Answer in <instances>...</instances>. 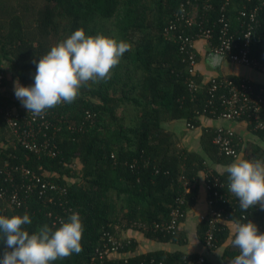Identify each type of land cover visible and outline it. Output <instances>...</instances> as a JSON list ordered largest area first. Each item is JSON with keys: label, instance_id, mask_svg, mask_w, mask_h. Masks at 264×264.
<instances>
[{"label": "trees", "instance_id": "1", "mask_svg": "<svg viewBox=\"0 0 264 264\" xmlns=\"http://www.w3.org/2000/svg\"><path fill=\"white\" fill-rule=\"evenodd\" d=\"M184 1L16 0L19 7L9 13L5 23L0 20L2 110L15 106L23 111L14 96L5 93L6 88L17 81L25 87L34 84L36 66L32 61L38 62L52 46L75 30L83 28L86 35L105 36H109L111 30L116 31L118 36L113 35V38L130 45L109 80L89 82L73 103H61L48 110L53 125L61 128L56 138H51L54 130L48 133L51 142L58 141L60 152L56 157L47 151L35 154L17 144L3 118L4 111L0 113V189L7 190L5 199L13 190H17L21 198L27 196L21 208L11 210L0 198V215L10 218L29 214L32 223L25 227L30 234L45 223L54 225L57 216L67 221L69 215L78 212L82 219L81 251L51 264H98L100 252L110 247L109 235L118 237L116 227L129 228L122 225L129 220L168 222L178 197H184L181 209L187 212L188 206L196 203L199 184L186 193L179 177L197 181L201 172L206 173V182L220 179L224 184L220 192L237 202L232 208L221 205L226 207L225 221L240 220L246 215L264 233V211L258 206L242 211L238 198L228 192V174H218L206 162L207 157L222 165L235 160L219 153L213 143L215 130L207 129L202 135L204 158L186 149L176 150L172 134L162 127L165 121L181 119L199 127L197 112H202L206 99V85L198 93L189 91L184 56L178 43L167 40L163 34L170 15ZM211 4L213 9L207 18L213 22L220 15L223 0H211ZM255 4L256 0H230L227 7L226 15L231 20L239 48L243 46V36L242 27L238 29V12L245 5L251 8ZM31 15L35 17L37 31L27 26L26 21ZM259 20L250 56L264 62V6ZM36 36L41 41H36ZM214 36L216 38L217 30ZM212 45H216V40ZM200 77L199 74L196 77L198 84L203 81ZM235 77L231 78L237 81ZM257 133L264 135V132ZM9 139L11 144H2L3 140ZM257 152L259 149L253 151L255 156ZM5 164L11 171V181L5 180ZM132 164H135L134 168H130ZM22 167L45 175L44 181L67 187L66 198L61 200L55 196L49 202V190L42 195L41 187L27 191L21 176ZM206 229L205 218L197 227L203 244ZM144 234L153 240L184 243L180 229L174 235L161 231ZM229 235V229L220 226L215 233L216 245L221 246ZM125 243L120 249L122 252L133 246L132 241ZM2 248L0 244V250ZM238 254V249L230 245L224 250L223 258L230 264ZM184 256L196 257L198 254L155 251L128 260L135 264L155 258L178 264ZM104 264H123V260H106Z\"/></svg>", "mask_w": 264, "mask_h": 264}, {"label": "built area", "instance_id": "2", "mask_svg": "<svg viewBox=\"0 0 264 264\" xmlns=\"http://www.w3.org/2000/svg\"><path fill=\"white\" fill-rule=\"evenodd\" d=\"M256 1L257 4L253 7L248 8L245 5L238 12V29L240 30V26L242 27V48H239V45L236 43V35L232 32L231 20L226 15L230 0H223L220 15L213 22L207 18L208 13L213 9L211 0H185L181 3L179 9L170 15L163 34L167 40H174L178 43L179 51L184 56L183 61L186 63L189 91L193 94L198 93L202 91L203 85H206V99L204 100L203 110L202 112H197L199 118L206 116L225 121L243 120L254 131L264 132V85H258L247 79L235 81L229 76H214L205 83L202 81L201 84H198L196 80L199 74V60L195 43L199 39H205L206 41L216 40V45L214 46L215 53L228 58L232 63L250 67L264 74V62L250 56L252 44L256 41L257 30L260 25L259 16L264 6V0ZM216 30L217 36L215 38ZM1 78L0 76V80ZM2 91L3 88L0 86V92ZM21 109L23 111H20L15 106L5 110L0 109V113L4 111L3 118L11 130L16 143L35 154L47 151L49 155L56 157L60 152L58 148L59 144L58 141L55 143L51 142V138H56L61 128L53 125L49 118L50 112L47 110L46 114L40 118L33 117L22 105ZM187 128L194 129L195 127L187 122ZM70 129V131H73L74 128L70 127ZM51 130H54V133L50 138L48 133ZM215 133L213 143L217 145L221 155L233 158L239 156L240 139L232 129L217 127ZM147 162L145 163L147 164ZM4 166L6 167L4 171V176L6 175L5 180L9 179L11 181L13 178H11V171L7 170L8 164ZM134 167L135 164L130 165V168ZM16 170L19 169L16 168ZM21 176L24 179L27 191H33L35 188L41 187L40 194L42 195L49 190V202H52L55 196L61 200L67 196V187L44 181L45 175H37L30 169L22 167ZM47 176H51V174ZM179 179L186 193L196 185V180L186 179L182 175ZM223 185L218 178L207 182L209 213L207 229L204 233V245L208 250H213L217 247L215 233L220 230V226H222L221 222L227 218L225 215L226 207L221 205L227 204L228 208H232L237 203L231 201L232 199L227 194L220 192V188ZM3 189H0V198L4 199L9 208L18 209L24 205L27 196L21 198L19 192L13 190L5 199L7 190ZM184 203V197L176 198L175 204L171 208V218L168 222L160 223L159 221H152L148 223L142 220H129L127 222L124 221L122 225L141 232L161 231L174 235L179 231L180 225L183 222L182 220L187 214L185 210L181 209ZM64 212L67 213L66 210ZM60 219L62 217H55L54 224L58 225ZM116 229H122V226H118ZM109 239L111 241L110 247L100 252L98 264H104L106 260L115 259L113 255L120 252V249L124 247L118 237L109 235ZM121 260H123V264H130L128 258ZM135 264L168 263L165 260L150 258L149 260H142ZM178 264H207V260L204 255L196 257L184 256Z\"/></svg>", "mask_w": 264, "mask_h": 264}, {"label": "clouds", "instance_id": "3", "mask_svg": "<svg viewBox=\"0 0 264 264\" xmlns=\"http://www.w3.org/2000/svg\"><path fill=\"white\" fill-rule=\"evenodd\" d=\"M129 50L130 45L123 40L86 35L83 28L75 30L38 62L32 61L36 66L34 84L25 87L17 81L15 97L33 117L42 118L61 103H73L89 82L109 80ZM225 171L228 192L238 198L241 210L259 206L264 211V159L236 156ZM229 222L234 226L231 245L239 251L230 264H264V233L246 215ZM31 223L27 213L10 218L0 215V264H51L81 251L84 229L78 212L69 215L67 221L60 219L59 227L45 223L32 234L25 227Z\"/></svg>", "mask_w": 264, "mask_h": 264}, {"label": "crops", "instance_id": "4", "mask_svg": "<svg viewBox=\"0 0 264 264\" xmlns=\"http://www.w3.org/2000/svg\"><path fill=\"white\" fill-rule=\"evenodd\" d=\"M212 43L213 41H206L205 39H199L195 43L199 58L198 72L204 83L214 76H236L235 78L238 79H247L258 85H264V74L259 71L249 69V71L245 70L243 73L238 74L230 70L227 63L231 61H229L228 58L223 57L218 61L216 57L213 56L214 45H212ZM6 92L9 95H15L13 94L14 90L9 86L6 88L5 93ZM162 127L172 134L174 146H178V148L182 150L186 149L189 152H195L204 158H206V155L201 143L204 131L207 129L215 130L217 127L230 128L240 139V158L248 160L264 159V135L251 129L243 120L225 121L203 116L200 118V126L194 129H188L187 121L184 119L165 121L162 123ZM3 141L2 144H11L10 139ZM255 149H259L256 156L253 153ZM206 162L211 170L216 171L220 175L226 174L225 166L227 165L214 163L208 157L206 158ZM205 176L206 173H200L196 181V184H199L196 203L188 206L186 219L180 226V235L184 241L183 244L175 241L162 242L153 240L146 237L144 232L139 230L122 228L119 229L117 233L120 242L126 244L125 241H128V243L132 241L133 246H131V249L128 251L115 253L113 257L116 260H121L125 258H134L148 252L168 251L173 253L179 251L185 254L194 253L204 255L209 264H227L223 258V253L224 250L231 245V240L234 238V226L232 223L229 221L221 222L222 226H226L229 229L230 235L221 246H217L213 250H208L198 237L197 227L205 218L207 227L209 213L208 190ZM191 189H189L187 193L191 192Z\"/></svg>", "mask_w": 264, "mask_h": 264}, {"label": "rangeland", "instance_id": "5", "mask_svg": "<svg viewBox=\"0 0 264 264\" xmlns=\"http://www.w3.org/2000/svg\"><path fill=\"white\" fill-rule=\"evenodd\" d=\"M21 4H22V2L20 3V6H21ZM18 7L19 6H16V0H12V2H10L8 0H0V20H2L3 23H5L8 20L9 13H12L14 11V9H16ZM26 22H27V26L29 25L32 28V30H34V31L38 30L37 24H36V21H35V17H33L31 15L30 18H28ZM109 28L111 29V26ZM113 35L116 36V37L118 36L116 31H112L111 30V32L109 34V37H113ZM36 39H37L36 41H41V39L39 37H37V36H36ZM227 64L230 67V70L232 72H236L238 74L243 73V71H245V70L249 71V69H252L250 67H247V66H244V65H241V64H237V63L229 62ZM10 88L12 90H14V85L12 84L10 86ZM14 98L16 99L15 101L20 103V101L15 97V95H14ZM174 148L176 150H181L180 148H178V146H176V147L174 146ZM8 209L11 210V208H9V207H8Z\"/></svg>", "mask_w": 264, "mask_h": 264}, {"label": "water", "instance_id": "6", "mask_svg": "<svg viewBox=\"0 0 264 264\" xmlns=\"http://www.w3.org/2000/svg\"><path fill=\"white\" fill-rule=\"evenodd\" d=\"M213 56L214 57H216V59L218 60V61H220L223 57L222 56H220V55H218L217 53H213Z\"/></svg>", "mask_w": 264, "mask_h": 264}]
</instances>
